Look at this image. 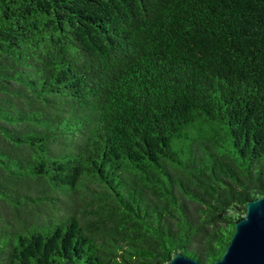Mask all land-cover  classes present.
<instances>
[{"label":"trees","instance_id":"obj_1","mask_svg":"<svg viewBox=\"0 0 264 264\" xmlns=\"http://www.w3.org/2000/svg\"><path fill=\"white\" fill-rule=\"evenodd\" d=\"M263 193L264 0H0V264H209Z\"/></svg>","mask_w":264,"mask_h":264},{"label":"water","instance_id":"obj_2","mask_svg":"<svg viewBox=\"0 0 264 264\" xmlns=\"http://www.w3.org/2000/svg\"><path fill=\"white\" fill-rule=\"evenodd\" d=\"M165 264H201L195 258L173 253ZM209 264H264V193L245 204L243 217L221 257Z\"/></svg>","mask_w":264,"mask_h":264}]
</instances>
